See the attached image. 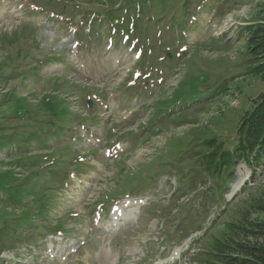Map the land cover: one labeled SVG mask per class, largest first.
<instances>
[{"label": "rangeland", "instance_id": "374dc122", "mask_svg": "<svg viewBox=\"0 0 264 264\" xmlns=\"http://www.w3.org/2000/svg\"><path fill=\"white\" fill-rule=\"evenodd\" d=\"M118 1L128 8L114 10L110 0H0V179H32L37 166L22 165L44 150L89 152L92 165L71 172L61 211L54 213L74 209L70 230L8 245L0 264H217L209 252L240 237L238 225L264 220V161L255 173L240 161L233 180L211 176L206 168L210 150L235 140L264 94V0H195L198 26L187 34L188 42L174 37L168 21L152 19L170 2ZM122 14L133 20L119 18ZM131 23L135 30L124 35ZM168 56L171 65L160 67ZM99 88L107 95L95 98ZM217 91L137 137L126 151L116 144L127 133L110 128L103 139L113 122L136 127L147 121L157 112L154 102L165 97L176 104ZM91 98L99 125L89 117L85 126L91 130L77 126L81 135L73 147L70 138L53 147L43 143L57 138L52 131L59 127L64 136L79 109L88 114ZM62 108L72 113L64 115ZM44 116L48 130L39 125ZM23 137L32 139L27 147L19 142ZM120 153L126 155L120 159ZM218 183L221 187H214ZM138 191L143 202L127 208L132 198L123 194ZM100 192L103 201L117 198L96 210L92 202ZM119 204L124 206L113 209ZM140 205L147 210L133 221ZM213 220L206 235L198 231Z\"/></svg>", "mask_w": 264, "mask_h": 264}, {"label": "trees", "instance_id": "16d2710c", "mask_svg": "<svg viewBox=\"0 0 264 264\" xmlns=\"http://www.w3.org/2000/svg\"><path fill=\"white\" fill-rule=\"evenodd\" d=\"M157 1L164 3L169 0ZM132 2L135 3L136 0H132ZM188 4L189 1L184 0V18L187 16ZM161 14L162 17H167L168 12H161ZM185 20L182 21V19L175 17L171 22V29L174 28L175 31L181 30L186 24ZM179 38L181 37L179 36ZM161 64L163 65L164 62H161ZM217 93L218 91L213 96L209 95L206 98H203L205 96L200 98L199 96L194 97L191 95L189 103L185 104L180 110L190 109L201 101H209ZM170 109L173 111L174 107H170ZM67 111L72 113L70 108H62L61 113L66 115L67 113L65 112ZM175 111H173L174 115ZM53 115H55V112H53ZM40 121L39 125L43 129L47 123L45 116ZM13 127L17 128L19 126ZM58 132L59 129L57 128L52 131V134H56L55 137L63 134ZM236 133L235 140L229 141L226 145L221 144L217 150H210L209 154H207L212 155V159L207 160L206 165L207 170L211 172V176L221 178V180L227 178L233 180L236 167L240 161H244L249 167L253 168L254 173L256 167L264 161V94L255 102L250 113L242 120V124ZM66 134L71 135L68 131H66ZM66 134L64 133V135ZM72 134L75 136L74 133ZM37 136L41 137L40 135ZM52 138V136H49L48 139H44L43 143ZM30 140L32 139L23 137L19 139V142L27 147L31 144L29 143ZM59 151L66 154H59ZM69 152L70 150H54L51 154L40 153L37 160L48 159L52 155L56 158V154L63 158L70 154ZM197 152L198 150H193L192 153ZM185 153L187 152L184 150L180 151L181 155ZM175 154L177 153L175 152ZM37 160L22 166L33 165L32 167H34L37 165ZM64 164L65 167H68L70 162H65ZM72 164L75 167L77 165L76 162ZM32 170V179L28 177L23 182H18L15 178L0 179V253L8 245L15 247L16 243H29L31 239L36 240L43 235V231L46 229L51 230L63 227L64 222H62L60 217H57L55 223H52L51 219L53 211L58 206L59 196L64 190L60 177L66 178L67 174H65V171H59L55 168H46L44 170V168L39 166L37 169L33 168ZM217 187L220 188L221 185L218 183ZM235 231L236 233L241 231V236L237 237L234 235L233 238L218 244L214 251L209 252L211 257L218 261L217 264H264V220L240 224Z\"/></svg>", "mask_w": 264, "mask_h": 264}]
</instances>
